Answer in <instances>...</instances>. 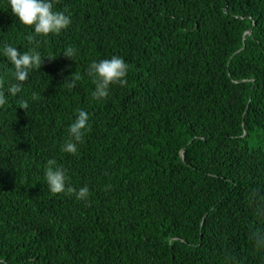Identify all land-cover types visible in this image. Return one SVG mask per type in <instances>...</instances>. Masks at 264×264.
<instances>
[{"label": "trees", "instance_id": "trees-1", "mask_svg": "<svg viewBox=\"0 0 264 264\" xmlns=\"http://www.w3.org/2000/svg\"><path fill=\"white\" fill-rule=\"evenodd\" d=\"M55 10L72 24L41 37L0 0V49L38 46L45 58L0 107V264H264L253 241L264 229V0ZM113 56L129 64L128 83L97 101L87 70ZM12 71L0 52L8 87ZM80 109L90 128L69 155ZM50 159L69 186L89 187L87 203L50 193Z\"/></svg>", "mask_w": 264, "mask_h": 264}, {"label": "clouds", "instance_id": "clouds-1", "mask_svg": "<svg viewBox=\"0 0 264 264\" xmlns=\"http://www.w3.org/2000/svg\"><path fill=\"white\" fill-rule=\"evenodd\" d=\"M12 13L19 22L32 28L37 36L49 37L59 35L68 29L72 24V18L65 12L55 10V0H8ZM34 39V37L32 38ZM3 56L13 67V83L10 87L0 79V107L8 103V97L17 96L25 83L29 80L30 74L40 69L45 58L37 47L28 51H21L11 44L0 49ZM63 55L72 61L79 56V49L68 47ZM130 70L129 64L122 56H113L110 59L94 60L91 62L87 74L92 78L95 88L92 96L97 101L106 100L110 96L113 85L121 87L128 83L127 76ZM66 80L67 87L71 90L77 86L81 77L76 71ZM29 104L25 101L22 108L27 110ZM90 113L85 109H80L75 122L68 129V140L62 145V151L69 155H77L79 147L83 144L86 132L90 128ZM45 180L48 190L52 194L68 193L74 195L76 199L88 202L90 199V189L87 186L79 189L69 186V178L66 171L60 167L55 159L47 161ZM253 241L257 249H264V229L253 233Z\"/></svg>", "mask_w": 264, "mask_h": 264}]
</instances>
